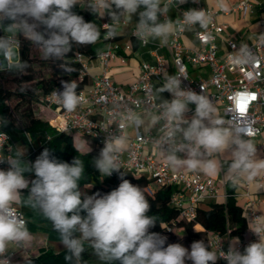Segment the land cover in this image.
<instances>
[{"label": "clouds", "instance_id": "obj_1", "mask_svg": "<svg viewBox=\"0 0 264 264\" xmlns=\"http://www.w3.org/2000/svg\"><path fill=\"white\" fill-rule=\"evenodd\" d=\"M188 2L175 0L179 5ZM77 3L78 0H0V70L19 74L28 70L13 39L23 36L42 50L45 60L59 62V69L67 74L73 72L75 69L65 62L73 44L92 45L101 36L94 22L74 11ZM218 7L228 11L225 0H218ZM169 10L161 0H87V11L92 15L110 18L105 39L118 35L122 17L138 15L135 34L139 38L167 43L175 26L170 18L160 17ZM209 19L203 9L190 8L183 13V24L188 27L205 28ZM77 87L75 81L61 80V88L52 92L67 112L75 111L83 102ZM165 92L171 99L162 96ZM155 97L157 115L152 124L161 125L156 144L170 167L215 176L223 166L211 157L223 152L231 156L226 176L252 182L264 172V152L250 139L253 130L236 123L225 126L217 118L210 97L182 86L180 77L167 73ZM124 119L137 131L144 125L142 115L133 109ZM3 125L7 126V121ZM125 143L123 135L107 138L94 157L98 172L105 177L116 173L121 181L103 194L97 191L88 195L80 190L84 165L78 157L69 163L57 158L49 148H44L34 161L25 159L27 153L0 155V165L8 166L0 168V264H12L9 243L20 245L31 239L27 222L13 208L25 190L28 195L24 203L51 222L67 251L65 259L74 264H81L85 242L104 264H217V255L206 241H193L185 247L168 243L166 235L151 231L157 224L148 214L151 204L142 188L125 178L127 174L117 162ZM32 174L34 178H30ZM252 219L249 231L256 240L244 245L242 251L238 238L237 243L230 242L227 251L222 250L221 259L226 264H264V218Z\"/></svg>", "mask_w": 264, "mask_h": 264}, {"label": "built area", "instance_id": "obj_2", "mask_svg": "<svg viewBox=\"0 0 264 264\" xmlns=\"http://www.w3.org/2000/svg\"><path fill=\"white\" fill-rule=\"evenodd\" d=\"M83 1L87 2V0ZM163 5L173 6L178 11L179 17L175 21L174 31L167 43L161 42L158 45L154 63L141 65L140 73L134 83L123 87L114 81L108 71L114 60H119L121 64L126 63L127 58L121 54V51L131 49V43L122 45L120 41L110 42L106 49L94 58L103 67V72L93 78L90 83L86 82L83 88L77 89L78 94L84 99L75 111L64 110L52 95L53 90L61 88V79L57 81L49 94L40 99L38 105L50 114L51 117L47 122L57 133H80L95 141L96 145L101 148L107 138L125 136L124 148L117 154V162L121 171L127 174L125 178L131 175H146L158 187L177 188L171 196L170 203L179 210L181 218L186 221L196 218L200 203L217 199L225 201L229 196L227 185L229 183L239 184L242 191L240 194L236 193V197L244 200L243 208L251 227L252 218L261 216L258 209L263 202L253 197L251 188L253 183L264 187V172H261L252 182H248L243 177L235 179L229 177L221 184L199 174L174 172L156 144L158 129L161 125L156 124L146 131H143L141 127L137 131L130 125V122L125 121L124 117L130 109L140 115H157L158 101L155 97V90L163 83V75L165 73L170 75L168 62L171 61L174 67L172 75L180 77L182 86L204 94L211 98L214 105H220L222 107L220 119L225 126L236 123L239 126L250 127L253 130L250 139L257 145L258 150L264 152V139L262 138L264 132V30L251 45L241 50L233 37L227 40L228 50L224 55H219L218 46V39L228 29L226 24L218 22V16L238 12L246 17L253 10V1L241 0L237 6L228 11L209 8L206 0H198V3H192L189 0L183 5L175 3V0H164ZM190 8L205 10L210 18L207 27H188L183 24V13ZM164 19H168L167 14L161 17V20ZM109 24L111 21L107 20L103 27L107 30L106 25ZM262 24L264 27V23ZM135 29L132 31V38L142 46H146L149 38H139L135 34ZM188 31H191L197 40V46L193 48L187 47L183 40ZM13 39L19 50L18 38L14 36ZM160 50H165L166 54L160 53ZM94 59H88L83 55H78L74 59L80 64L79 79L75 81L77 85L84 78H88L89 62ZM204 67L209 69L208 77L193 74V70ZM190 107L194 110V105ZM122 124L125 125L123 128ZM131 130L133 134H130ZM50 139L48 136L47 142ZM14 151L15 145L11 137L0 128V155H7ZM7 167L6 164L0 165V168L6 169ZM106 178L118 185L121 182L116 173ZM13 208L27 222L23 211L14 206ZM222 237L217 234L208 235L209 248L216 253L219 259L222 258V250L227 251L224 248ZM251 240H256L253 234ZM247 243V239L240 242L241 251ZM8 254L11 255L12 264H17L15 254L11 252Z\"/></svg>", "mask_w": 264, "mask_h": 264}, {"label": "trees", "instance_id": "obj_3", "mask_svg": "<svg viewBox=\"0 0 264 264\" xmlns=\"http://www.w3.org/2000/svg\"><path fill=\"white\" fill-rule=\"evenodd\" d=\"M74 11L82 15L86 21L94 22L99 27L101 33L100 39L97 43L88 46L73 44L72 50L65 60L67 64L75 69L70 74L59 69V62L49 60L51 77L47 80L43 77L38 79L35 76L32 58V47L34 44L23 36H16L20 42V57L28 63L29 68L24 72L25 76L16 72L0 70V123L1 129L7 132L11 139L13 136H20V138L25 140V135L30 137L39 136L44 139L49 136L51 139L45 148L51 149L57 158L69 163L73 158L78 157L84 165V173L79 183H93L94 192L99 191L103 194L115 189L118 187V184L106 178L94 166V157L99 155L102 148L97 146L92 139L83 136L89 141L91 146L87 152L80 151L76 146L73 135L55 132L48 122L35 116L32 107L33 103L38 104L43 96L52 91L58 80L77 81L79 79L80 64L74 61L78 55L94 59L97 57L101 45L121 40V37L118 35L115 38L105 39L107 30L103 25L110 18L107 16L103 17L102 15H92L87 11V2L78 0ZM1 34L3 33L0 32ZM17 77H20V81L13 80ZM86 82L87 78H84L82 82H79L77 89L83 88ZM24 83L27 86H24ZM14 86L15 89H13ZM21 88L25 90L21 91ZM15 97H18L19 100L16 106L12 107L9 101ZM4 121H7V126L3 125ZM126 179L142 188L146 199L151 204V211L148 214L153 216L157 222L155 228L151 229V231L166 235L168 243H181L185 245L188 244L189 240L200 239L206 241L208 244L209 234L241 237L249 230L250 226L245 210L238 203V198L236 197V188L230 184L227 186L229 196L225 201H218L209 207H202L200 203L197 208L196 218L192 221H186L181 218L179 210L170 203L171 196L177 191V188L158 187L146 175H131ZM107 183H111V186L106 187L105 184ZM24 197L26 199V196ZM196 226H201L202 230L194 232ZM47 233L50 239L60 240L59 234L55 230H48ZM181 233H183L184 240L176 238L181 237ZM84 247L85 251L82 254L81 264H97L94 261L95 254L92 248L88 243H85ZM66 255V249L60 252L47 250L42 252L38 257L27 260L22 264H74V262H69L65 259ZM99 264H104V262L101 261ZM217 264H226V262L218 258Z\"/></svg>", "mask_w": 264, "mask_h": 264}, {"label": "crops", "instance_id": "obj_4", "mask_svg": "<svg viewBox=\"0 0 264 264\" xmlns=\"http://www.w3.org/2000/svg\"><path fill=\"white\" fill-rule=\"evenodd\" d=\"M241 0H225V3L228 5V10H231ZM253 1V10L252 12L243 17L240 13H230L228 15H219L217 20L221 24H226L228 29L224 35H222L218 39L219 46V55H224L227 50V40L229 38H235V41L239 44L240 50L249 46L253 43L254 39L264 30V0H252ZM162 5L164 0H161ZM206 5L209 8L219 10L218 0H206ZM188 7V5H186ZM169 12L167 13L168 19L170 18L175 26V21L179 17L178 11L173 6H169ZM161 19V17H160ZM138 20V15L129 19L127 16L122 17V22L119 25L117 31L118 36L121 37V44L131 43L132 48L126 51H121V54H124L127 58L125 64H121L119 60H114L111 62L109 66V73L114 79V81L123 86L127 87L128 85L134 83L140 73V67L143 63H154L155 61V51L160 45L161 41L159 39L149 38V43L146 46H142L136 39L132 38V31L136 28V22ZM175 28V27H174ZM170 37V36H169ZM184 43L187 47L193 48L197 46V40L194 38L191 31H188L184 36ZM107 47L106 44H103L99 48V52L105 50ZM160 53L166 54L165 50H160ZM170 70L169 74L172 75L174 72V67L171 61L168 62ZM103 72V67L100 65L98 60H92L89 62L88 67V78L87 82L90 83L93 78L99 76ZM194 75H202L208 77L210 75L209 69L207 67L199 68L193 70ZM160 86V85H159ZM158 86V87H159ZM157 87V88H158ZM162 96L166 99H170V94L165 92ZM158 101V100H157ZM217 109V118L222 117V107L220 105H214ZM144 119V125L142 126V130L146 131L152 128L154 125L152 124V118L155 116L154 114H141ZM1 128V123H0ZM130 134H133L132 130ZM25 140L22 138L13 136L12 141L15 145V151L19 153H27L25 159L29 161H34L35 158L40 154V152L45 148L47 142V138L44 139L42 137H30L25 135ZM262 138L264 139V132ZM35 150V151H34ZM215 159L218 165H222L221 171L215 176H208L204 174L200 170H190L186 167L172 168L174 172H184L186 174H199L203 177L212 178L217 181L219 184L223 182V180H228L230 176H226L224 173L227 170V166L231 162V156L228 153H220L211 157ZM30 178H34V174L30 175ZM242 181V179H241ZM230 185L236 188V193L240 194L242 189L241 186L234 183H229ZM106 187L109 185L105 184ZM228 186V185H227ZM80 190L88 195H91L94 192L93 187L90 184H80ZM251 192L253 197L262 200L263 202L259 206V213L261 218H264V187H260L257 183L252 184ZM28 192L27 190L21 193L20 199L13 206L19 208L23 211L27 219V227L31 234V239L23 244L9 243L7 246L8 252L15 254V260L17 264H22L23 262L38 257L42 252L47 250H52L54 252H60L65 250V248L61 245L60 240H52L49 238L47 233L48 230H54L52 224L49 220H47L42 213H40L36 209H32L30 206H27L24 201L26 200L24 196L27 198ZM238 198V203L243 206L244 200L242 198ZM218 201L223 200H206L201 203L202 207H209L211 204H214ZM201 228V226H199ZM202 230V228H201ZM237 238L239 242L243 239H247L248 243L252 238V233L248 230V232L239 237H231L229 235H225L222 237V242L225 250H227L229 243H237ZM87 243V242H85ZM247 243V244H248ZM246 244V245H247Z\"/></svg>", "mask_w": 264, "mask_h": 264}, {"label": "rangeland", "instance_id": "obj_5", "mask_svg": "<svg viewBox=\"0 0 264 264\" xmlns=\"http://www.w3.org/2000/svg\"><path fill=\"white\" fill-rule=\"evenodd\" d=\"M16 50L19 52L18 48H16ZM32 58H33V62H34L33 66H34L35 76L38 77V79L43 77V78L48 80L51 77L49 60H45L43 58L42 50L40 48H38L36 45H33V47H32ZM23 76H25L24 73H23ZM13 80L20 81V77L14 78ZM23 85L27 86L26 83H24ZM13 89H15V86L13 87ZM18 100H19L18 97H15L9 101V104L12 107H15ZM32 107H33V110H34L36 117L41 118L42 120H44L46 122L51 117L50 114L40 105L33 103ZM71 135L74 136V140H75L77 148L80 151L87 152L88 148L91 146L89 141L86 140V138H84L80 133L76 132V133H72ZM88 184H90L93 187V183H88ZM107 185L111 186V183H107ZM200 231H201V228L199 226H196L194 232H200ZM180 236L181 237H176V238L179 240H184L183 233H181ZM198 240H200V239L189 240L188 244H185L184 246L189 247L193 241H198ZM94 261L97 264H99L101 262V260L96 255L94 256Z\"/></svg>", "mask_w": 264, "mask_h": 264}, {"label": "snow or ice", "instance_id": "obj_6", "mask_svg": "<svg viewBox=\"0 0 264 264\" xmlns=\"http://www.w3.org/2000/svg\"><path fill=\"white\" fill-rule=\"evenodd\" d=\"M244 103H246V101H244ZM241 107H243V105H241Z\"/></svg>", "mask_w": 264, "mask_h": 264}]
</instances>
